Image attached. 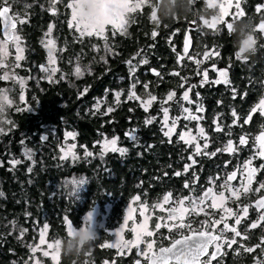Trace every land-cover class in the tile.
<instances>
[{
	"label": "trees",
	"instance_id": "obj_1",
	"mask_svg": "<svg viewBox=\"0 0 264 264\" xmlns=\"http://www.w3.org/2000/svg\"><path fill=\"white\" fill-rule=\"evenodd\" d=\"M70 1L57 0L55 10L46 0H20L17 5L20 15L21 11L27 14L22 31L29 68H23L22 75H35L38 87L34 79L29 82L20 111L11 113L14 128L0 137V264H26L43 232L46 240L60 242L59 264H131L133 258L118 257L103 246L107 230L121 222L133 196L151 208L166 191H184L182 180L167 179L172 172L168 157L184 159L174 165L182 172L187 167V150H191L177 140L178 134L164 136L161 108L167 96L175 99L169 105L177 114L184 105L181 95L190 88V99L202 108L206 146L194 168L199 186L209 184L212 171L216 183L222 182L242 159L224 153L234 133L243 130L253 139L264 129V122L253 114L264 101V48L241 52L254 17H239L229 27L222 23L218 31L201 26L194 32L191 55H209L201 60H177L180 41L174 30L153 24L165 22L163 4L158 5L156 20H151L153 8L144 6L130 16L126 34L111 37L109 31L102 40L80 36L70 26ZM197 9L204 17L215 14L201 2ZM49 40L55 46L56 71L48 80L40 65L46 64ZM103 42L111 50L104 57ZM245 54L249 60L238 59ZM88 62L91 73L73 81V66ZM152 68L158 76L150 75ZM223 72L226 84L216 78ZM132 90L140 99L153 98L147 112L130 98ZM250 115L254 118L247 123ZM66 133L74 136L65 139ZM111 138H116L125 154L103 147ZM65 144H75L79 161L62 156ZM73 177L79 183L74 188L71 183L66 186L64 181ZM90 211L98 213L97 221L103 225L91 242L79 246L68 238L67 224L79 227ZM151 221L153 225L154 218ZM156 233L162 237L159 244H165V230ZM182 234L180 230L169 237L173 240ZM258 240L264 241V220L248 231L244 246L227 264H250L246 251L255 249ZM256 252L264 255V242Z\"/></svg>",
	"mask_w": 264,
	"mask_h": 264
},
{
	"label": "rangeland",
	"instance_id": "obj_2",
	"mask_svg": "<svg viewBox=\"0 0 264 264\" xmlns=\"http://www.w3.org/2000/svg\"><path fill=\"white\" fill-rule=\"evenodd\" d=\"M56 1L46 0L52 10H55ZM19 2L20 0H0V9L2 6L10 7L13 18L18 23V27L14 30L10 42H5L0 37V137L10 133L14 128L11 113L20 111V104L24 101L29 82L34 79L36 81L35 85L38 87L35 75L33 77L29 74L22 75V69L29 68L27 66L28 60L22 31V27L27 21V14H24V11H21V15L19 14L17 9ZM67 4L70 14L69 24L77 30L80 36H92L104 40L109 31L111 37L118 34H126L131 23L130 16L142 7L149 6L150 0H71ZM206 4L215 10V14L210 19H202L201 26L203 28L218 31L222 23H225L227 27L230 26V22H228L230 16L235 18L241 16V10L239 9L241 0H206ZM38 10L40 11L39 8ZM247 38L244 40L245 43H242L241 52L248 51L253 46L248 43ZM102 46L103 57L110 55L111 50L108 45L103 42ZM45 48L48 52V57L46 64L40 65V72L46 74V79L49 80L56 71L55 46L49 40L46 42ZM241 52L240 54H242ZM208 55L209 53L205 52L202 58L205 59ZM101 60L103 59L101 58ZM91 68L90 62L75 64L72 68L73 81L86 77L91 73ZM212 70L215 74L218 73L216 67L213 66ZM216 78L220 80V83L226 84L227 82L225 72ZM190 93V88L184 90L181 95V101L184 105L180 110H177V114L172 111L169 105L171 102H176L174 101L175 99L172 95L166 97L161 108L162 128L164 129V136L169 138L178 134L177 140L184 144L185 147L196 154H201L202 149L206 146V134L201 123L202 108L190 99ZM130 98L136 99L137 105L144 112L148 111L153 101V98L140 99L133 90ZM168 100L169 102L165 105ZM262 108H264V101H261L254 111ZM72 136H74L73 133H66L64 137L65 139H70ZM233 140V138H230L224 149V153L229 156H232L237 149L232 144ZM103 147L112 149V153L119 155L126 153L117 144L116 138L106 140V144ZM74 148L75 144H65L61 152L62 156H69L72 160L79 161L80 159L76 156ZM230 172L226 174L222 182L216 183L213 200L205 209H202L204 211L214 209V212H217L216 225H224L226 229L229 227L226 223L230 218L241 219L235 216L234 212L228 207L229 197L234 196L236 192L229 184L228 177ZM70 183L72 188H74L79 182L76 177L69 181H64L66 186ZM81 183L85 187L87 181L84 180ZM190 203L191 200H188L184 206L182 204L176 205V210L180 212V216L175 219L168 218L165 211L161 209L164 204L163 200L149 208L141 203V199L138 196H133L124 211L121 222L115 228L107 230L108 238L103 243V246L114 250L118 257L133 258L131 264L136 260L147 259L149 254L155 253L162 245V243L161 245L159 244L162 237L159 238L156 233L157 230H165L163 236L167 238L168 234H166V231L182 228L181 221L186 219L189 213L197 212V205ZM239 216H243V214ZM97 217L98 213L96 211H90L83 217L79 227L67 224L66 234L68 238L71 241H76L79 246L91 242L96 237L97 229L103 225V222L97 221ZM153 218L154 222L152 225L151 220ZM60 259V242L46 240V232H43L42 234L40 233L38 241L31 251V257L26 264H59Z\"/></svg>",
	"mask_w": 264,
	"mask_h": 264
},
{
	"label": "flooded vegetation",
	"instance_id": "obj_3",
	"mask_svg": "<svg viewBox=\"0 0 264 264\" xmlns=\"http://www.w3.org/2000/svg\"><path fill=\"white\" fill-rule=\"evenodd\" d=\"M200 2L204 5V8H206V10H214L206 4V0H150L149 6L152 7L154 10L151 16L152 21L156 20V12L158 10V5H164L162 17H164L165 22L156 21L153 22V24L157 28L161 27L165 29L169 28L174 30L173 35L175 39L180 41V49L178 48L175 57L177 60L180 55L182 60L203 59L202 57L191 55L193 51V46L195 44L194 32L201 27L202 19L207 20L211 18V16H201L200 10L197 9V5ZM184 7L187 10H184ZM8 9L13 18L11 8L8 7ZM239 9L241 10L240 18L247 19L249 17H254L251 29L246 35V37H248V43L250 45H253L251 48V52L256 50L257 47L264 48V37L262 36V33L257 29L258 25L264 22V0H241V7H239ZM184 13L186 15H184ZM229 19V25L232 26L238 18L230 16ZM14 21L16 22L15 19ZM16 24L17 25L14 30H16L18 27L17 22ZM14 30L12 31V36ZM187 32H189L190 37L192 39V46L188 54L184 53L183 49V38ZM0 37L3 39L1 35V27ZM246 37L244 38V40L246 39ZM244 40L243 44L245 43ZM238 59L249 60L250 57L245 54L238 56ZM253 114H255V116L257 115V117H259V119L264 122V108L254 111ZM251 116L252 115L245 119L247 123L250 120H253L254 116ZM262 131H264V129ZM255 137L251 139L247 135L243 134V130L238 134H233L234 140L232 144L237 147L233 155L236 156V159H238L239 157H242V159H240L239 163L237 162V165L231 170L232 172L234 169L238 168V178L233 183L229 182L230 187L236 192L234 196L229 197L228 207L234 212L235 216H238L241 219L229 217L230 219L226 223L229 225L228 229H226L224 225H216L217 212H214V209L206 210L207 212L202 210L209 205L211 200H213L214 187L216 188L217 181V177L215 175L216 173L214 171L209 173V184L204 182L202 185L199 186V175L196 173L194 168L198 165V157L200 154H196L192 150H187V156L185 158L187 162V167L182 172H180V169L178 167H174V165L176 162H183L184 159H174L172 157H168V166H172V172L170 174V179H167L182 180L184 182V184L182 185L184 191H179L178 188L175 191H166L160 198V201H164V204L161 206V209L164 210L165 213H167V211L170 209L177 211L176 205L182 204V206H184L187 204L188 200H191V203L197 205V212L189 213L188 216H186V219L181 221L180 224L183 226L182 228H174L171 231H166V234H168L167 238L164 237L166 243L162 244L160 248H168V246H170L177 239L184 238L185 236H188L192 233L212 234L216 236V239L209 246L206 255L200 259L199 264H227V262L233 255H238L239 248H242L244 246L243 241H245L248 231L259 227V225L264 220V157H260L261 149L255 144ZM242 138H244L245 144L243 143L244 141H242ZM173 152L175 154L181 155L186 153L184 151ZM247 153L248 157H253L254 159H248V157L245 158ZM169 154L171 153L169 152ZM254 162H256L257 164ZM248 167L254 168L255 172L252 174L251 179L247 180V182L246 174ZM188 168H190V174L187 171ZM164 177L166 178L167 176L165 175ZM208 189L211 190V196L209 200H207L203 205H200L201 196ZM257 199L263 200L261 206L259 207L255 206V201ZM240 214H243V216H239ZM179 216L180 212H178V214L173 217H167L177 219L179 218ZM189 227H193V229L189 230ZM181 229L183 231L182 235L176 237L173 240L170 239V233L179 232ZM263 242V240H258L256 248H261ZM256 248L254 249L252 247L246 251L249 252V262L250 264H263L264 255L263 253L259 254L258 252H256ZM216 249H221V252L217 257L213 256V253ZM156 252L153 254H156ZM136 261H141L142 264H147V259ZM169 264L178 263L171 262Z\"/></svg>",
	"mask_w": 264,
	"mask_h": 264
},
{
	"label": "water",
	"instance_id": "obj_4",
	"mask_svg": "<svg viewBox=\"0 0 264 264\" xmlns=\"http://www.w3.org/2000/svg\"><path fill=\"white\" fill-rule=\"evenodd\" d=\"M16 22L12 18L8 7L2 6L0 9V27L1 35L7 42L12 40V31L16 28ZM258 31L264 37V22L260 23L257 27ZM192 46V39L189 32L183 38L184 53L188 54ZM181 55L179 56V60ZM150 75L158 76L159 72L152 68L149 70ZM245 144L244 138H242ZM255 144L261 149L260 157H264V131L258 133L255 137ZM255 172L254 168H247L246 181L251 179L252 174ZM238 178V168L234 169L229 175V182L233 183ZM248 182V181H247ZM211 196V190H206L202 196L200 205H203ZM263 200L257 199L255 206H261ZM168 217H173L178 214L175 210L167 211ZM216 236L212 234L192 233L184 238H179L173 242L168 248H160L156 254H149L147 257V264H169L171 262L178 264H199V261L204 257L208 251L209 246L215 241ZM221 249H216L213 256L217 257ZM133 264H142L141 261H136Z\"/></svg>",
	"mask_w": 264,
	"mask_h": 264
}]
</instances>
